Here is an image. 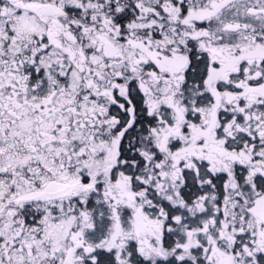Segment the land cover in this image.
<instances>
[{"label":"snow or ice","instance_id":"1","mask_svg":"<svg viewBox=\"0 0 264 264\" xmlns=\"http://www.w3.org/2000/svg\"><path fill=\"white\" fill-rule=\"evenodd\" d=\"M0 264H264V0H0Z\"/></svg>","mask_w":264,"mask_h":264}]
</instances>
